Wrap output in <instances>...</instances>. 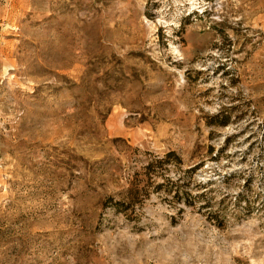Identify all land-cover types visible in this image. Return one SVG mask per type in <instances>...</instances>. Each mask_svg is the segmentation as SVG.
Masks as SVG:
<instances>
[{"label": "rangeland", "instance_id": "rangeland-1", "mask_svg": "<svg viewBox=\"0 0 264 264\" xmlns=\"http://www.w3.org/2000/svg\"><path fill=\"white\" fill-rule=\"evenodd\" d=\"M0 264H264V0H0Z\"/></svg>", "mask_w": 264, "mask_h": 264}, {"label": "bare ground", "instance_id": "bare-ground-1", "mask_svg": "<svg viewBox=\"0 0 264 264\" xmlns=\"http://www.w3.org/2000/svg\"><path fill=\"white\" fill-rule=\"evenodd\" d=\"M175 50H176V52L179 54L181 51H179L176 47H175Z\"/></svg>", "mask_w": 264, "mask_h": 264}]
</instances>
